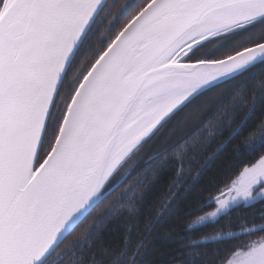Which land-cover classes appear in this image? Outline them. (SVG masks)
Listing matches in <instances>:
<instances>
[{"label": "snow or ice", "instance_id": "obj_1", "mask_svg": "<svg viewBox=\"0 0 264 264\" xmlns=\"http://www.w3.org/2000/svg\"><path fill=\"white\" fill-rule=\"evenodd\" d=\"M212 16L253 23L264 16V0L230 6L206 0H137L129 9L119 0H0V264H40L64 222L100 189L141 137L147 138L213 79L264 58V41L257 40L223 58L201 54L203 45L197 43L177 61L176 44ZM98 22L107 23L111 35L79 73L46 141L70 61ZM113 25L118 27L113 30ZM206 65L212 67H201ZM173 72L186 79V87L172 90L164 104L153 107L163 86L160 77ZM76 121L83 125L79 140L71 138ZM121 129H126L123 135ZM199 135L200 129L195 130L179 148ZM66 145L73 171L33 239L29 201ZM111 147L117 151L111 153ZM90 168L95 178L88 176ZM257 189L264 190V155L231 178L216 199L223 207L228 199L246 198ZM221 194L228 199H220ZM256 251L264 252V247L250 245L242 253L233 249L225 264H264V256L253 259Z\"/></svg>", "mask_w": 264, "mask_h": 264}, {"label": "trees", "instance_id": "obj_2", "mask_svg": "<svg viewBox=\"0 0 264 264\" xmlns=\"http://www.w3.org/2000/svg\"><path fill=\"white\" fill-rule=\"evenodd\" d=\"M136 2L119 0L125 9ZM105 30L109 37L108 24L98 22L81 41L55 97L46 141L67 102L61 99ZM257 40L264 41V16L198 43L201 54L223 58ZM164 124L162 148L93 205L42 264H223L233 249L264 240V198L195 222L215 208L213 198L231 178L264 155V59L202 92ZM197 129L199 139L179 148Z\"/></svg>", "mask_w": 264, "mask_h": 264}, {"label": "water", "instance_id": "obj_3", "mask_svg": "<svg viewBox=\"0 0 264 264\" xmlns=\"http://www.w3.org/2000/svg\"><path fill=\"white\" fill-rule=\"evenodd\" d=\"M206 2L213 3L217 6H230V5H243L244 3L247 2V0H206ZM240 11L241 13L244 12L243 9H241ZM225 20H232L233 22L224 23ZM242 23H245V22H243L240 19H233V17L231 16H212V17H209L208 19L202 20L199 27H197L196 29H190L188 35L185 36L184 39H181L176 44V47L173 49V51L175 52L174 58L177 61H180L181 60L180 54L183 51L187 50L189 47L213 35H216L219 32H222L226 29L232 28ZM262 59L264 58H258L257 61H253L252 63L243 65L233 71H229L213 79L210 84H207L206 86L201 88L194 96L191 97V99H189L177 111H179L183 106H185L188 102H190L192 99H194L196 96H198L202 92L208 90L209 88L217 84H220L230 79L231 77L237 75L244 69L250 67L251 65L257 63L258 61ZM201 67H212V66L206 65V66H201ZM161 71L166 72V70L164 69H161ZM160 79L163 82V86L153 97V107H159L160 105L164 104L169 98L172 90L183 88V87H186L187 85L186 79L182 78L181 74L177 72L166 73V75L161 76ZM175 113H173V115ZM42 115H43V111L41 112V123H42ZM145 116H147V113H145ZM171 116H169L167 119L160 122L159 126L155 127V130L152 131L151 134L147 136V138L141 137L140 141H137L136 144H134L128 150L127 154L121 159L118 166L141 143H143L145 140L150 138L167 120L171 118ZM82 126L83 125L81 121H76L73 123L72 129H71V138L73 140H79ZM125 131L126 129H121L120 134L123 135ZM115 151H117V149L115 147H111V153H114ZM111 153L107 154V158L109 160L111 159ZM117 167L115 168V170L117 169ZM72 171H73V164H72L68 146L66 145L65 150L61 153V155L57 159V162L50 169L45 182H43V184L39 186L38 195L34 196L29 201V205H28L29 225H30L31 237L33 239L38 236L39 232L43 229V226L45 225L47 220L50 218L51 208L54 203H57L59 201L62 187L65 181L71 175ZM114 171H112V173L107 177L106 181L103 183L100 189L94 195L89 197L87 203L84 204L82 208L78 209L75 213H73L64 222L63 226L56 233L54 242L49 246V249L46 250V254L43 256V259L40 261V264H42L51 255V253L56 249V247L60 244V242L74 229V227L89 212L92 206L98 201H100L101 199H103L106 195H108L118 185L117 183L116 185H113L111 188H109L105 192H102L103 187L105 186L106 182L108 181V179L110 178V176L113 174ZM87 174L89 177L95 178V175H96L95 169L90 168Z\"/></svg>", "mask_w": 264, "mask_h": 264}, {"label": "rangeland", "instance_id": "obj_4", "mask_svg": "<svg viewBox=\"0 0 264 264\" xmlns=\"http://www.w3.org/2000/svg\"><path fill=\"white\" fill-rule=\"evenodd\" d=\"M98 36H99V34H98ZM106 37H107L106 30L105 31H101L100 38L102 40H104V39H106ZM82 69L79 70V73L82 71ZM79 73H78V76H79ZM66 100H68L67 96H65V97H63L61 99V103H64ZM164 130H165V124L163 126H161L160 129L153 136H151L150 138L145 140L143 143H141L120 164V166L115 170L113 175L108 180L107 188H111L124 175H126L133 167H135L136 165L140 164L145 158H148L151 155L157 153L162 148V145H164V141H165V139L163 138V131ZM225 189H226V187L223 188L222 190H225ZM216 196L213 198V200L215 202V208L213 210L209 211L208 213L202 215L201 217H199L195 222L199 223V222H203V221L214 220L220 214L226 212L229 208H231L234 205H237L239 203L247 204V203L255 201V200L259 199V198H264V190H260V189L254 190V191H252L251 195H249L246 198L238 196V197H235L234 199H228L227 196H224V195L221 194L220 195V199H228V203L225 206H223V207H220L219 200L216 199ZM251 246H252L253 249L259 250L262 247H264V240H259V241L253 242L251 244ZM243 249H239V250H237V252L238 253H242ZM261 256H264V252L256 251V252L253 253V259H257V258H259ZM223 264H225V262Z\"/></svg>", "mask_w": 264, "mask_h": 264}, {"label": "flooded vegetation", "instance_id": "obj_5", "mask_svg": "<svg viewBox=\"0 0 264 264\" xmlns=\"http://www.w3.org/2000/svg\"><path fill=\"white\" fill-rule=\"evenodd\" d=\"M106 189H107V185L105 186L104 190H106Z\"/></svg>", "mask_w": 264, "mask_h": 264}]
</instances>
